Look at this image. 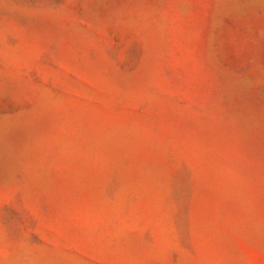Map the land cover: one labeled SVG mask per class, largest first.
I'll return each instance as SVG.
<instances>
[{"label":"rangeland","instance_id":"obj_1","mask_svg":"<svg viewBox=\"0 0 264 264\" xmlns=\"http://www.w3.org/2000/svg\"><path fill=\"white\" fill-rule=\"evenodd\" d=\"M0 264H264V0H0Z\"/></svg>","mask_w":264,"mask_h":264}]
</instances>
